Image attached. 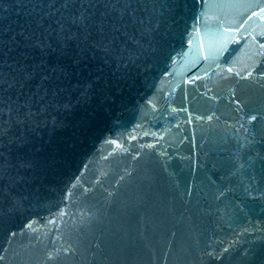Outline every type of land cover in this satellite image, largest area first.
I'll return each instance as SVG.
<instances>
[{
    "label": "water",
    "instance_id": "obj_1",
    "mask_svg": "<svg viewBox=\"0 0 264 264\" xmlns=\"http://www.w3.org/2000/svg\"><path fill=\"white\" fill-rule=\"evenodd\" d=\"M24 7L0 0V40ZM133 7L86 98L0 97V264H264V0Z\"/></svg>",
    "mask_w": 264,
    "mask_h": 264
},
{
    "label": "snow or ice",
    "instance_id": "obj_2",
    "mask_svg": "<svg viewBox=\"0 0 264 264\" xmlns=\"http://www.w3.org/2000/svg\"><path fill=\"white\" fill-rule=\"evenodd\" d=\"M134 3L137 7L139 6V0H22V4L26 5L23 11L31 18V21L27 27H20L18 32L13 33L6 43L0 40V97L16 92L19 99L26 90V86H34L33 95L42 93L41 98L48 97L49 94L54 98L69 87L79 90V98H86L88 90L92 87L91 81L84 82L77 79L73 83V77L78 74L81 67L88 68V65L82 62L89 59L90 53L102 51L108 54L115 50L114 37H110L108 32H118L120 28V25L115 22L117 13L119 18L125 15L134 18L136 11V7H133ZM52 17L55 19L52 20ZM110 18L112 27L108 28ZM46 19L56 25L52 28V32L56 35L55 41L52 40L51 33L38 35ZM73 26H77L76 30H73ZM93 33L96 34V38H92ZM73 39L76 40L75 45L71 43ZM128 39L132 38L128 37ZM122 48L123 46L121 50ZM37 52L45 58L55 52L57 60L52 63L47 59H32ZM65 59L67 62H64ZM245 75L247 76L248 72H245ZM260 75L264 76V72ZM95 79L99 80V76ZM21 103L24 102L21 101ZM247 119L253 120L255 117L248 116ZM5 134L6 129L0 128V137ZM11 143L9 141V144ZM6 151L0 143V161L5 160ZM22 166L30 167L31 165L22 162ZM4 168L5 165L0 163V178ZM224 191L217 190L216 198L222 197ZM226 247L220 251H225ZM64 251L67 252L68 249ZM51 255L49 253V256ZM202 255L206 258L214 256L216 260L223 258L211 248Z\"/></svg>",
    "mask_w": 264,
    "mask_h": 264
}]
</instances>
